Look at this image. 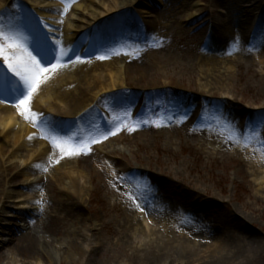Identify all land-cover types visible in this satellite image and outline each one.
Masks as SVG:
<instances>
[{
	"label": "rangeland",
	"instance_id": "obj_1",
	"mask_svg": "<svg viewBox=\"0 0 264 264\" xmlns=\"http://www.w3.org/2000/svg\"><path fill=\"white\" fill-rule=\"evenodd\" d=\"M32 1L1 2L0 32L15 37L12 24L22 19L30 32H38L43 50L35 51L41 53L36 59L44 61L50 77L57 69L53 71L49 61L63 70L71 64L61 57L44 58V49H65L70 59L75 52L82 73L76 74V84L75 79L67 80L82 104L70 115L57 113L71 117L88 108L90 113L80 124L68 123L54 117L55 108L69 101L66 94L52 99L48 88L47 96L33 93L30 117L59 120L70 129L71 143L64 138L58 143L82 151L68 155L55 148L41 130L42 119L37 124L29 119L33 133L21 127L25 144L34 138L40 145L12 159L0 157V181L7 182L1 192L8 195L0 213V264H36L42 250L60 253L54 264H217L218 256L235 252L240 256L230 264H264V0H36L39 6ZM77 1L80 7L72 5ZM232 10L236 24L242 20L238 31L229 23ZM131 27L133 33L121 40L119 34ZM96 56L105 58L95 63L91 58ZM119 56L122 64L104 67L103 62L111 64ZM203 57H214L221 67L208 74L207 85L199 80L213 67H201ZM83 72L86 78L80 77ZM45 75L40 84L48 87ZM102 75L118 77L117 84L108 80L102 86ZM2 83L6 88L0 89V96L9 97L23 84L1 63L0 88ZM169 104L176 107L172 113ZM3 110L24 117L12 103H0V117ZM211 120L213 128L208 126ZM117 138L112 148L101 143ZM69 159L71 163L64 162ZM41 160L40 178L23 176ZM7 167L11 174L4 179ZM79 174L86 182L84 202L81 194L77 207L67 206L64 199L74 193L67 188L69 180ZM14 190L24 198L9 199V194L16 195ZM160 195L168 205V198L182 199L197 222L190 234L182 233L178 227L183 221H193L185 213L169 214L167 223H153L158 235L144 237L143 243L142 230L134 231L141 208L132 207L130 199L161 201ZM47 201L52 209L46 210ZM35 207L39 214L33 226L39 220L41 225L47 212L61 217L48 230L37 225L36 231L45 230L36 233L37 239L26 234ZM211 229L215 231L209 234ZM70 236L76 237L74 246H68L74 239ZM87 244L95 252L83 257L81 247L88 252ZM153 250L158 261H147ZM211 251L216 252L212 259ZM198 256L211 261L202 262Z\"/></svg>",
	"mask_w": 264,
	"mask_h": 264
},
{
	"label": "bare ground",
	"instance_id": "obj_2",
	"mask_svg": "<svg viewBox=\"0 0 264 264\" xmlns=\"http://www.w3.org/2000/svg\"><path fill=\"white\" fill-rule=\"evenodd\" d=\"M3 1H4L5 4H8L10 0H0V3L3 2ZM31 4L34 5V6H39L40 5L39 3L36 2V0L32 1ZM72 5L74 7H80L82 5V3L77 1V2H75ZM121 10L122 9L120 8V11ZM228 17H229V23H230V25H232L234 30L238 31L239 29L242 28V25H243L242 24V20H240L241 24H236L237 15L233 12V10L230 11V14H229ZM74 18H75V16L74 17H69L67 19V22H69L70 19H74ZM246 20H247V22L250 23V21H248V19H246ZM253 23H254V20H252V24ZM48 24L51 26L50 23H48ZM132 27L129 30L119 34L120 35L119 37H121L120 38L121 40L124 39V38H127L131 33H133ZM43 28H44V30H46V29H48V26L43 27ZM25 36L29 37V34H25ZM34 38L35 37H33L31 39L32 42H33V40L35 42ZM36 40H37V38H36ZM17 52L19 54V50H17ZM125 54L131 55V54H128V53H125ZM126 57H128V56H126ZM120 58H121V56H119L118 58H116V57L113 58L112 60H114V61L111 62V64L105 62L104 63V67L109 68L110 66H112L114 64H122V61H121ZM257 58L259 60L262 59L261 56H258ZM97 60L101 61L103 59H100V58L97 57ZM202 61H203V65L201 67H203V66H205L206 68L207 67H213V69H208L207 68L206 69V73L203 74V75H205V77L201 78L199 80L200 83L204 82V84L207 85L209 83L208 82V80H209V75L208 74H211V73L215 72L216 70L219 72L221 67L218 66V64H217L218 60H216V59H208V58L204 59V57H203ZM4 65L7 67V63L6 62H4ZM82 68L83 67H79L76 70H74V72H72V73L63 72L59 76L56 75V78L54 80H50L49 85L51 86L52 89H54V94L57 95L58 97H63L66 94L65 98L69 100L68 102H66L65 106H61V105L59 106L58 105L59 107L55 108L56 113L59 112L61 114V113H63L65 111L68 115H70V113H69L70 111H75L81 106L82 102H80V101L82 100V97L80 96V94H76V93H74V92H72L70 90L71 84L68 83L65 79H66V77H71L72 78V76H74V78H75L76 74L78 75V74L82 73V70H80ZM8 70L10 71V69H8ZM122 71L123 70H120V71H117V72H113V73L117 74V73L120 72V74H121ZM227 71H228V69H227ZM83 73L84 74H81L80 77L86 78L88 75L86 74V72H83ZM69 75H72V76H69ZM121 77H123V76H121ZM210 77H212V76H210ZM109 78H110V76H109ZM111 78L113 80H111ZM111 78L109 80L108 76H103L102 75L98 79L101 80V85L102 86L107 84L108 80L111 81L112 84L116 85L117 82H116L115 78H118V77L112 76ZM76 83H77V79L75 78V84ZM94 83H96V81H94ZM5 88H6V85L3 84L0 89L3 90ZM93 92H94V90H91V89L89 90V94H92ZM39 108H41V106ZM175 109H176L175 105H173V104H169L168 105V112L172 113ZM59 113H58V115L61 118L69 119L70 121L73 118L79 117V115L81 114V112L78 111V112H76V114H74V115H72L70 117V116L60 115ZM1 114H2L1 117H0V157L1 158L9 155V158L12 159V157L15 158L19 152L28 151V148L31 147V146L33 148L39 147L40 142L37 141L34 138L33 139L32 138L31 139H27V141H29V142H27L25 144L24 140L26 138V134L25 135L23 134L25 131L21 134V132H22L21 131V127H23V126H25L27 128V133L28 132L29 133H33L31 131V126H33V124L31 123V120L25 119V121L27 122V124H25L24 118H22V117L17 118L16 116L18 114L14 113V112H10L8 110H3ZM30 119H32V121H36V124H37L39 121H41L42 118L34 119L31 116ZM59 122H60L59 120H57L55 118H52V117L51 118L50 117L43 118L42 119V131H43V133L46 135V137H49V139H51L52 141L56 140L57 143L63 138L66 139V143H71V141L68 138L70 136V129L68 127L64 126V125L61 126V124ZM213 122L215 123V121H213ZM14 126H16V128L12 129V127H14ZM118 138L113 140V141H106V143L104 145H107L108 147L112 148V145L114 144V142L116 143ZM21 141L23 142V145L19 144V143H22ZM18 145H20V147L17 148V149H14ZM59 156H61V154ZM14 158H13V161H16V160H14ZM43 158H45V155H43ZM35 161H37V160H35ZM64 162L65 163H71L70 159L66 160ZM10 163L14 164L12 162H10ZM42 166H43V160L32 164V168L28 172L24 173L23 176L26 177V178L27 177H29V178L30 177L40 178V175L42 176V174H41V172L43 170ZM11 167L13 168V167H17V166L16 165H12ZM11 167H9V168L7 167L8 168L7 173L6 174L4 173L3 176H2L4 179L8 178V175L11 174V169H12ZM78 167L79 168L82 167V164L80 162H78ZM33 168H35V170H34L35 173L33 172ZM0 169H1V167H0ZM62 170L63 169H61L59 171H62ZM39 171H41V172H39ZM74 174L75 173L70 174V175H74ZM43 175H44V173H43ZM82 176H83V174H79V175H77L75 177H72L69 180L70 184H68L67 188L72 190V192H74V193H73V196H71V199H70V197H69V199L68 198L64 199V202L67 204V206L70 205L72 207H77V205H78L77 198L79 196H81V194H82V196H81L80 200L83 198V202H84L83 193L85 191V183L86 182L82 180ZM65 177L66 176L61 177V181L64 184H66V178ZM39 180L40 179H38L37 181H39ZM37 181H35V182H37ZM31 182H33V181H31ZM41 182L42 181H39L37 183V185H39ZM6 184H7V182L0 181V213H2L1 205H2L3 201L5 200L4 197L8 196V195H6V194L1 192L2 191L1 187L5 186ZM27 185L28 184H25V186H27ZM33 187H34V185H32L31 188H33ZM83 189H84V191L82 192ZM13 192L16 195L9 194V196H10L9 199L13 198L14 196H15L16 199H23L24 198L20 194L19 191L14 190ZM160 197H161V201L159 199H155V200L150 201L149 203L147 201H141V202L137 203V206H139V204H141V205H143L145 207V209L148 208V211L146 213L142 212V214H138V216H136L135 219H134L136 222H138V227H137L138 229H136L134 231H137V233H139L140 230H142L143 234H142L141 237H139V239L143 243L145 242L144 237L146 239L148 237L151 239V238L155 237L156 235H158V234H156L155 230L152 227L154 222H157L158 219L162 220V221H165V222L167 220L170 221L172 218H171V216L169 214H174V216L177 217V215H175V214H178L177 212H179V210L176 212V210H175L176 206H181L182 210H184V211L187 210V207L184 205V203L180 202V201H182V199H180V198L173 199V200L171 198H168V200L171 202V204L168 205V203L165 202V200H162V198L165 197V196L160 195ZM39 202H40V200H39ZM163 203L168 207V210L165 207H163V205H162ZM45 207H46V210L52 209V206L49 205L48 201L45 203ZM37 208L38 207H35V209H34L35 213H31V216H29V218L26 221L27 226L29 227V230L26 231L27 237L33 238V239H37L36 233H38L39 231H36V229H38L40 227L41 229L48 230V227H50L52 225L51 222H56V221H60L61 220V217L59 215H56L54 218H52L53 216H50L49 212H47V213H45L46 219L43 218V220L41 222V225H39V222H40V220H39L38 224H37V225H39V227H37V225L33 226L31 222L34 220V218H36V213L39 214V211H36V210H38ZM140 212H138V213H140ZM191 216L195 220V221H193V225L188 223V222H186L184 220L183 221L184 223L182 224V226L185 229L183 227H178L179 231H181L182 233L190 234L191 230L194 229V225L197 222V220H196L195 213L193 212V210H191ZM46 220H48L49 222L45 223ZM139 225L141 226L140 228H139ZM87 231L88 230L86 229V232ZM214 231H215V229L209 230V234L214 232ZM44 232H45V230L41 231L39 233L41 234V233H44ZM72 232H73L72 235H74V236L79 234L77 231H72ZM84 234L85 233H83V235ZM74 236L73 237L70 236V237H72L74 239L73 240H70V239L68 240V246H74L77 243L76 237H74ZM86 239H88V236H87ZM87 241H89V240H87ZM50 244H52V243H50ZM63 246H64V244H63ZM79 247H81V246H79ZM86 247H87L86 249L89 250L88 252H86V250L81 247V249H83V251H84L83 257H85L88 254H90L91 250H92V253L95 252V250L92 249V246H88V244H87ZM145 247H147V246H145ZM218 247L219 246H217L215 248V251L217 250L219 252ZM223 249L225 250V248H223ZM215 251H211L210 252V256L209 257L211 259L213 258L212 255L216 256V252L217 251L216 252ZM41 253L43 255H45V257L43 255L37 257V259L40 260V261L36 262V264H46V262H49L50 264H54V261L60 258V253L59 252L51 251L50 253H47L44 250H42ZM78 254L80 255V253H78ZM147 254H148V255H146V260L147 261H150V260L158 261V257H157L158 255L155 253V250H153L152 252L150 251ZM238 254H239L238 252L237 253L235 252L234 254L221 255V257L218 256L217 257L218 261H216V263L217 264H230L232 261H235V259H237L240 256ZM71 257L72 256H69L70 260H72ZM1 258L4 259L3 255H1ZM198 258H200V256H198ZM210 258H208V257H206V259L200 258V260L202 262L203 261L209 262ZM143 263L144 264H149V263H145V262H143Z\"/></svg>",
	"mask_w": 264,
	"mask_h": 264
},
{
	"label": "snow or ice",
	"instance_id": "obj_3",
	"mask_svg": "<svg viewBox=\"0 0 264 264\" xmlns=\"http://www.w3.org/2000/svg\"><path fill=\"white\" fill-rule=\"evenodd\" d=\"M66 10L67 4L65 5V11ZM17 50H19V54ZM99 58L104 59L105 57ZM76 59L79 60V56H77ZM0 60L6 62L7 69H10L11 73L19 77V80L23 82L22 86L18 87L11 97L7 95L0 96V103H12L25 119H30L31 117L29 114L31 112L30 104L32 94L39 87L41 74L48 72L49 68L43 66L16 37L5 35L3 32H0ZM48 63L51 65L53 71L57 69L56 64H51V61ZM5 74H7V70ZM33 122L36 123V121ZM52 143L55 148H59L62 153L67 152L68 155L78 154L79 151H82V149L76 148L66 149L62 144L57 143L56 140H53Z\"/></svg>",
	"mask_w": 264,
	"mask_h": 264
}]
</instances>
